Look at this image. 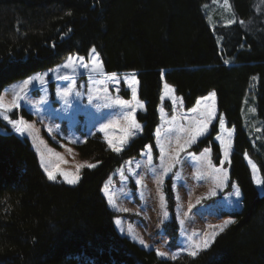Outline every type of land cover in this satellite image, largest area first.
<instances>
[{"label": "trees", "instance_id": "16d2710c", "mask_svg": "<svg viewBox=\"0 0 264 264\" xmlns=\"http://www.w3.org/2000/svg\"><path fill=\"white\" fill-rule=\"evenodd\" d=\"M210 1L0 0V92L95 48L104 71L135 74L144 105L136 113L142 132L121 152L98 135L77 146L98 164L73 186L49 181L30 142L1 129L0 119V264H264V0H228L234 21L214 26L203 12ZM163 82L186 108L215 93L234 128L230 177L241 203L209 248L175 261L120 235L101 192L116 168L153 143ZM244 117L255 124L251 138ZM217 132L213 123L197 144L210 145L216 162ZM245 152L258 162L262 192Z\"/></svg>", "mask_w": 264, "mask_h": 264}, {"label": "rangeland", "instance_id": "374dc122", "mask_svg": "<svg viewBox=\"0 0 264 264\" xmlns=\"http://www.w3.org/2000/svg\"><path fill=\"white\" fill-rule=\"evenodd\" d=\"M203 12L210 26L221 23L228 24L227 21L229 20L234 21L229 1L228 6H225L224 0H211L208 5H204ZM91 50L87 55L69 53L60 62L35 71L24 79L9 83L0 92V97H3L4 102L10 103L13 91L25 79L36 74L48 73L43 85L38 81H33L28 86L29 91L25 94V99L21 100L20 106L12 111L16 115L12 116V112L9 113L10 119L19 120L22 118L33 126L34 130L31 136L27 132L17 133L7 121L3 120L2 116L0 119L5 126L1 129L7 128L18 137L26 138L36 152L40 165L43 156L49 170L59 167L64 171L76 174L77 168L83 165L84 167H80L78 173L80 176L82 169L88 168L87 165H97V161L82 157L77 146L84 143L89 137L96 135L100 136L108 145L105 133H107L108 138L118 144L120 137L124 135L123 129L128 127V121L125 117L131 107L137 104V101L132 99L131 89L125 83L126 81L131 82L134 73L106 72L100 59L102 68L97 72H92L90 67L89 69L80 67L79 63L75 68L63 67L69 55L84 57V63L90 64L89 53ZM112 74H115V78ZM58 75L68 76L69 80H57ZM72 82L75 83V87L66 104L56 95V90L66 87ZM165 84L167 83H162L158 121L154 129L153 143L146 144L138 156L126 159L116 168L103 182L101 192L106 198L108 206L114 212V226L120 235L127 236L138 245L153 249L155 252L156 250L163 251L168 255L161 258L172 260V253L178 252L186 243L188 234L196 233L194 239L202 240L205 233L210 234L216 231L217 237L221 232L215 226L222 224L225 220H233V213L239 210L241 203L240 196L235 195L236 189H239L238 185L230 177L232 150L228 159L224 160V152L220 144V139L231 140L233 148L234 128L227 127L225 124L223 127L220 126L219 116L221 113L217 109L216 95L214 97L216 116L209 124L208 131L197 137L195 143L181 151L177 158L174 155L175 150L178 144H183L189 139V129L194 126L193 120L201 119L200 113L205 111V104L209 106L213 104L212 100H201L200 104H197V101L202 97H207L213 91L198 97L193 106L186 108L181 97L175 94L169 84L167 85L170 86V89H165ZM135 86L137 87V85ZM90 87L101 89V91L90 93ZM104 88H107L106 95L111 100L118 97L129 101L128 108L116 105L105 106L110 103V100L105 98V93L102 91ZM124 92H127V97L124 96ZM89 95L93 97L91 101ZM138 101L143 105L141 100L138 99ZM165 101L169 103V109L165 108ZM194 108L197 109L196 113L190 111ZM143 109L144 105L137 107L134 116L140 127L133 129L136 134L128 137L123 148L133 138L141 134L142 124L137 120L136 113L143 111ZM213 123H217L218 126V132L214 136V141L220 149V157L217 162L213 157L210 145L202 148L197 147L198 142L209 133ZM103 124L110 125L104 132L100 131ZM244 125L248 129V137L251 138L252 128L255 127V124L251 125L250 121L244 117ZM230 131L231 135H229ZM161 148L164 150L163 153ZM48 149H52V152H49ZM206 149L209 151L206 152ZM246 153H244V157L252 178L255 176L256 180L261 181L262 175L258 162L248 153L246 156ZM56 154H59L62 159L58 158ZM150 157L151 162H149ZM209 160L213 169H227V180L223 183L214 180L213 169L207 167ZM253 164L255 169L252 167ZM165 167H169L171 170L164 172ZM41 168L47 178L44 167L41 166ZM161 176L163 177L162 184L158 182ZM56 177V180L47 179L68 186L75 185L68 184L59 173H56ZM137 179L141 180L140 185L136 184ZM218 183L219 186H217ZM254 184L257 190L262 192L261 183L257 184L254 181ZM105 192L108 193V196L105 195ZM210 192L215 194L210 195ZM161 194L164 197L163 202L160 199ZM109 197L113 200L112 204L109 203ZM197 199L200 200L199 204L196 203ZM190 203L195 205L191 210L188 207ZM124 208L129 211L119 210ZM165 210L168 212L166 220L163 219L162 215ZM186 212L188 213L187 216L184 215ZM180 220H184L185 223L181 225ZM140 240L144 241L143 245ZM182 255L187 254H180L178 257Z\"/></svg>", "mask_w": 264, "mask_h": 264}, {"label": "snow or ice", "instance_id": "6c2138e0", "mask_svg": "<svg viewBox=\"0 0 264 264\" xmlns=\"http://www.w3.org/2000/svg\"><path fill=\"white\" fill-rule=\"evenodd\" d=\"M225 6H228V0H224ZM233 21L229 20L227 21L228 24H231ZM241 23H243V21H241ZM89 57H90V64H86L84 63V57H78V56H72L69 55L67 57L66 62L63 64L64 68H75L77 63H79L80 67H83L85 69H89L92 72H97L100 71L102 68V65L99 61V56L96 53V49L93 48L91 50V52L89 53ZM225 63H228V61H225ZM48 76V73L45 72L43 74H36L33 77L29 78V79H25L23 81L22 84H20L14 91H13V95H12V100L10 103H5L3 97H0V116H2L3 120L7 121V123L9 125H11V127L17 132V133H21L23 134L24 132H27L29 136H31L33 134V126L28 124L26 121H24L22 118L19 120H13L10 119L9 113L12 112L14 109H16L17 107L20 106V101L25 99V94L29 91V85H31L33 83V81H38L41 85H43L46 82V77ZM113 78H115V74H112ZM57 80H69L68 76H57L56 77ZM255 79V77L253 78ZM125 83L128 84V87L131 89V94H132V99L137 101L136 105H133L131 107V110L128 112V115L125 117V119L128 121V127L126 129H123L124 131V135L122 137H120L119 139V143H114L112 141V139L108 138L107 133H105V139L108 142V147L112 149V151L119 153L122 148L123 145L125 143H127L128 137L129 136H134L136 134L135 131H133V129H138L140 127V125L136 122L134 113L137 110V107H143V105L138 101L137 99V87L135 85L139 84V81L136 80L135 74L132 75L131 77V82L126 81ZM75 87V83H69L66 87L63 88H57L56 90V95L58 97H60L66 104L68 103V98L71 95L73 89ZM165 89H170V86L165 84L164 85ZM90 93L95 91V92H100L101 89H92L90 87L89 89ZM105 93V98L110 100V103L106 104L105 106H120V107H124V108H128L129 106V101L124 100V99H120V98H116L114 100H111V98L107 97V88H104L102 90ZM77 95H79V93H77ZM214 97H215V93L214 92H210L208 94L207 97H202L200 98V100L197 101V104H200L201 100L204 101H209L212 100L213 104L211 106L205 104V111L201 112V119H197V120H193V127H191L189 129V139L186 140L183 144H178L177 149L175 150V157H179V154L181 151H183L186 147L192 145L193 143H195V141L197 140V137H200L202 135H204L207 131H208V127L209 124L212 123L213 118L216 116V112H215V105H214ZM93 99L92 95H89V100L91 101ZM190 111H192L193 113L197 112V109H191ZM219 123L220 126L223 127L225 124V119L223 114H221L219 116ZM110 125L108 124H103L100 127V131L104 132L106 128H108ZM229 135H231V131L229 132ZM217 139H220L219 137H217ZM41 143H43V141H41ZM220 144H221V148L224 152V160H227L229 157V153L232 150V142L231 140L225 141L223 139H220ZM49 152H52V149H48ZM163 148H161V152L163 153ZM206 152L209 150H205ZM189 155H191V153H188ZM58 158L59 154H56ZM247 156V153L245 154ZM62 159V158H60ZM149 162H151V157L149 158ZM178 162V159H177ZM221 163H223V161H221ZM41 166L44 167L45 172L47 174V178L49 180H56V173H59L60 176H62L64 178V180L68 183V184H76L79 179V170L80 167H84L83 165L79 166L77 168V173L73 174L67 171H64L62 169H60L59 167H56L52 170H49V167L46 166L45 161L43 156L41 157ZM88 168H94L96 167V165L94 164H89L87 165ZM207 167L210 169H213V166L211 164V161L209 160L207 162ZM253 169H255V165H252ZM171 169L169 167H165L164 168V172H169ZM213 178L214 180L218 181L219 183H223V181L227 180V169L225 168H214L213 169ZM254 181L257 184H260L261 181L256 180L255 176H253ZM159 183H163V177H159ZM219 183L217 184V186H219ZM136 184L140 185L141 184V180L137 179L136 180ZM235 187V186H233ZM214 192H210V195H214ZM105 195L108 196V193L105 192ZM235 195L237 197L240 196V191L239 189H236L235 191ZM161 201L163 202V195L161 194L160 196ZM109 203L112 204L113 200L111 197H109ZM197 204L200 203V200L197 199L196 201ZM163 207V204H162ZM189 210H191L192 208L195 207V205L193 204H189L188 205ZM120 211H124L127 212L129 211L128 209L124 208V209H119ZM163 215V219L166 220L168 218V212L165 210L162 213ZM185 216L188 215V213L186 212L184 214ZM163 222V221H162ZM235 221L232 219H228L225 220L222 224L220 225H216L215 227L219 229L220 232H223L224 229L229 225L234 223ZM117 223H119V221H117ZM185 223L184 220H180V224L183 225ZM218 233L216 231L211 232L210 234L205 233L204 238L202 240H195L194 237L197 235L196 233H192V234H188L186 236V243L179 249L178 252H174L171 255V259L173 261H175L178 256L180 254L186 253L189 256L192 257H196L198 252L202 251V250H206L210 244L212 243V240L216 237ZM140 243L143 245L144 241L140 240ZM156 254L159 257H166L168 254L160 251V250H156Z\"/></svg>", "mask_w": 264, "mask_h": 264}]
</instances>
